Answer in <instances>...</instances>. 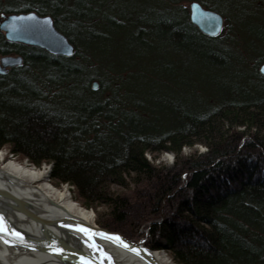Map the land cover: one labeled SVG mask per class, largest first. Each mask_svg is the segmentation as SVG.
Masks as SVG:
<instances>
[{
    "label": "trees",
    "instance_id": "1",
    "mask_svg": "<svg viewBox=\"0 0 264 264\" xmlns=\"http://www.w3.org/2000/svg\"><path fill=\"white\" fill-rule=\"evenodd\" d=\"M180 1L167 4L160 24L146 23L147 33L168 42L158 44L162 51L187 55L188 65L227 69L234 58L213 47L218 40L198 31ZM194 1L215 10L223 0ZM25 10L52 14L75 45L80 39L90 49L99 38L93 32L102 22L91 3L65 18L43 7ZM104 23L116 42H135L136 49L148 35L139 32L137 20ZM11 51L23 56L24 65L0 76L1 146L37 164L53 162L54 180L72 185L85 206H106L108 220L100 225L130 238L133 224L142 226L162 210V222L149 225L145 239L151 248L166 243L178 264H264V87L249 96L224 88L212 103L197 101L201 107L164 98L149 101L147 109L130 97L134 83L94 91L75 60L10 44L0 33V53ZM210 77L217 82L222 75ZM197 144L208 150L183 156L184 147ZM164 151L175 154L173 164L156 167L145 156ZM126 176L139 187L133 197L103 191L125 187Z\"/></svg>",
    "mask_w": 264,
    "mask_h": 264
},
{
    "label": "rangeland",
    "instance_id": "2",
    "mask_svg": "<svg viewBox=\"0 0 264 264\" xmlns=\"http://www.w3.org/2000/svg\"><path fill=\"white\" fill-rule=\"evenodd\" d=\"M171 1L172 0H0V18L2 14L8 16L16 12L17 14L37 12L34 10H25L29 7H43L48 12H53L54 10L57 12L59 18H65L70 17L72 14L77 15L81 13L84 4L91 3L93 4V9L98 11L97 16H100L102 22L95 26V32L93 33H95L96 36L108 35V33H110V30H108V27L104 23L110 19L120 20L123 23H125V21L137 20L139 22V32L141 31L143 35L146 34L147 31L145 26L146 23L152 21L155 24H160L162 22V13L166 11V8H168L166 6ZM192 2L197 1H180L181 5L187 7L190 21ZM216 10L223 17V30L217 36L208 35L206 38L218 40L215 42L217 44H213V47H217L216 49L218 50L222 49L224 53L234 58L232 64L225 70L217 69L216 71H211L200 65H188L189 58L187 55L185 56L176 49L167 48V50L165 49L162 51L159 49L158 44L168 42L164 41L160 34H148L143 36L142 45L140 46V41L136 44L137 49L131 46L135 42H132L131 45H122L120 42H116L113 47H109L107 42L102 43L101 41H97L89 49L86 42L76 39L77 44L75 45L72 42V46L76 47L74 50H77L79 55L72 58L65 55H54L41 47L35 48L44 50L53 56L63 57L78 62L77 64L85 69L84 73L86 75L82 81L85 83L90 81L91 88L94 91L101 89L103 84L106 85V88H112L116 85L122 86L125 82H127L126 85L134 83V86L127 91H129L131 98L136 99L137 103H143L147 109L153 106V104H149L152 103L149 101H154L155 103L158 99H178L182 100L186 105H197L201 107L202 104L197 101L202 100L203 104H206V101L212 103L215 100L214 96L217 98L220 95L224 96V88L228 89L231 93L237 92L240 95L249 96L254 94V89H256L258 85L264 87V82L260 81L259 77H257L258 74L263 76L260 68L262 64H264V0H223L222 5L214 11ZM158 12L160 14H158ZM40 15L51 16L56 28L63 34L57 27L56 20L52 14ZM80 21L79 19V22ZM178 21L184 23L186 20L180 17ZM194 26L196 27V25ZM79 28V32L81 31L83 33V27L80 26ZM0 33L10 44L33 47L27 44L11 42L7 36H5V30H0ZM85 35L88 36L89 34L85 33ZM137 53H140V55H134ZM9 57L15 59L21 57L23 60L22 64L24 63L23 56L16 51L0 53V76L8 75V73L3 71L4 68L10 69V66H3L2 60ZM220 58L222 57H219V59ZM238 60L241 62H238ZM20 66L21 65H19V67ZM213 75L216 77L222 75V77H220L217 82H209L206 80V77H212ZM242 77L247 79V81ZM211 95H213V98ZM144 106L141 108L145 111L146 109ZM142 109L138 110L142 111ZM238 130L245 131L243 126H239ZM0 149L4 151L6 158L36 166L41 170H49V181L53 185L68 189L72 198L77 203L94 213V220L90 223L91 225H95L100 229H105L112 233L120 234L133 243H141L151 252L157 250L161 251L171 263L176 264L171 258L170 252L169 255L168 251L163 250L162 247H149L147 244L148 241L145 239L146 235L149 233V225L162 222V218L164 217L162 210L160 214H156L153 217V220L148 223L146 222V224L142 226L133 224L132 231L135 236L134 238H130L125 236L122 232L111 230L100 225L99 222L101 219L102 221L108 220L106 217H108L109 210L106 206H85L77 199L76 189L72 185L68 183H59L54 180L52 178L53 162L45 161L37 164L28 157L20 154V152L12 151L9 145H0ZM207 150L208 148L204 144H197L192 149L184 147L183 156L195 152L205 153ZM145 156L157 167H159L158 165L160 163H162L163 166L170 165L176 160L175 154L173 155L171 152L156 154L157 157L153 156L150 152H146ZM129 179L130 178L127 176L124 177L123 182L126 184L125 187L107 185V190L103 188V191L110 192L111 198L127 197L131 194V197H133L139 187L133 184ZM162 206H165V200H163ZM119 229L123 230L121 228Z\"/></svg>",
    "mask_w": 264,
    "mask_h": 264
},
{
    "label": "bare ground",
    "instance_id": "3",
    "mask_svg": "<svg viewBox=\"0 0 264 264\" xmlns=\"http://www.w3.org/2000/svg\"><path fill=\"white\" fill-rule=\"evenodd\" d=\"M35 13L40 15L38 12ZM199 32L208 37L202 31ZM146 34L149 33L146 31ZM63 35L72 45L71 39L65 33ZM103 36L108 40L105 41L102 36L97 38L99 37L102 43L107 42L109 47H113L118 40L111 32ZM78 55L77 50H74L70 58ZM134 55L138 56L140 53ZM20 65L23 66L24 63ZM16 67L19 65H11L10 69L4 68L3 72L9 74ZM262 75L264 77L263 73ZM171 153L174 155L173 152ZM162 165L160 163L158 166ZM49 173L47 169L41 170L36 166L6 158V154L0 149V214L3 215L9 229L25 234L21 240L0 233V237L16 240L14 245H9L4 239H0V264H74L72 260L82 262L81 257L89 259L92 264H101V262L102 264H173L161 251L150 252L151 262H149L119 245L81 231L76 226L92 223L94 213L77 203L68 189L53 185L49 181ZM93 227L98 229L95 225ZM93 242L104 252L109 253L111 261L103 256V252L91 247ZM30 245H34L35 248ZM49 246L60 248L62 251H51ZM162 248L169 254L170 250L166 243ZM59 255L66 256L71 261L59 259L57 257ZM170 256L174 263L178 264L173 256Z\"/></svg>",
    "mask_w": 264,
    "mask_h": 264
},
{
    "label": "water",
    "instance_id": "4",
    "mask_svg": "<svg viewBox=\"0 0 264 264\" xmlns=\"http://www.w3.org/2000/svg\"><path fill=\"white\" fill-rule=\"evenodd\" d=\"M20 17H23V19H20ZM191 21L194 25H196V27H198L200 31L209 36L219 35L224 24L223 17L218 12L203 7L199 2L191 3ZM0 26V29L6 31L7 38L11 42L41 47L54 55H65L70 57L74 52L73 46L70 44L68 39H66V37L60 31H58L51 16H40L35 12L12 14L8 16L2 14L0 18ZM22 61L23 60L21 57L17 59L9 57L4 58L2 60V64L3 66L7 67L11 65H20ZM260 70L264 74V64ZM4 223L6 226H8L5 220ZM79 225L90 229L92 233H95V235L101 239L119 245L124 249L136 253L145 260L151 262L149 257L151 251L141 243H133L131 240L119 234L129 245L128 247H125L123 243L117 242L115 239L100 235L102 232H112L100 228L96 229L91 224ZM132 248L147 249V251L135 252L132 250ZM57 257L59 259L71 261L70 258L66 256L59 255ZM72 262H74V264L83 263V261L80 262L78 260H72Z\"/></svg>",
    "mask_w": 264,
    "mask_h": 264
},
{
    "label": "snow or ice",
    "instance_id": "5",
    "mask_svg": "<svg viewBox=\"0 0 264 264\" xmlns=\"http://www.w3.org/2000/svg\"><path fill=\"white\" fill-rule=\"evenodd\" d=\"M20 19H23V17H20ZM76 227H78L81 231L85 232L86 234H89L90 236L95 235V233H92L90 229H88L82 225H77ZM0 233H5L9 237L15 236V237L20 238L21 240H23V237H24L23 233L18 232L15 229H9L5 225L2 214H0ZM100 235L109 237L111 239H115L117 242L123 243L125 247L129 246L128 243L119 234L102 232V233H100ZM0 239H4V242L6 244H9V245H14L16 243L15 239H8L5 237H0ZM86 243H87V241H86ZM30 247H32L33 249L35 248L34 245H30ZM49 247H50L51 251H57V252L62 251V249H60V248H53L51 246H49ZM91 247H93L97 251L103 252V256L108 257L109 261H111V256L109 255V253L104 252L103 249L100 246H98L95 242H93L91 244ZM132 250L135 252H139V251H145L146 252L147 251V249H138V248H132ZM81 259L83 260V264H92V262L85 257H81ZM101 264H102V262H101Z\"/></svg>",
    "mask_w": 264,
    "mask_h": 264
}]
</instances>
